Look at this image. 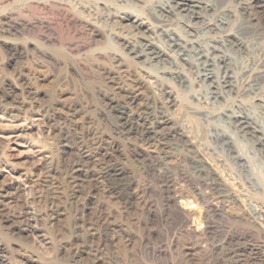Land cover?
Wrapping results in <instances>:
<instances>
[{
  "label": "clouds",
  "instance_id": "1",
  "mask_svg": "<svg viewBox=\"0 0 264 264\" xmlns=\"http://www.w3.org/2000/svg\"><path fill=\"white\" fill-rule=\"evenodd\" d=\"M0 264H264V0H0Z\"/></svg>",
  "mask_w": 264,
  "mask_h": 264
},
{
  "label": "rangeland",
  "instance_id": "2",
  "mask_svg": "<svg viewBox=\"0 0 264 264\" xmlns=\"http://www.w3.org/2000/svg\"><path fill=\"white\" fill-rule=\"evenodd\" d=\"M187 206H188L189 208H194V205L191 204L190 202L187 204Z\"/></svg>",
  "mask_w": 264,
  "mask_h": 264
}]
</instances>
